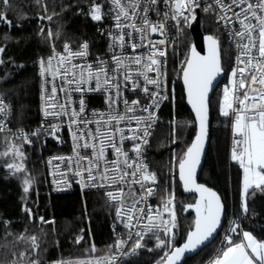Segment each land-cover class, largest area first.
I'll list each match as a JSON object with an SVG mask.
<instances>
[{
  "label": "trees",
  "instance_id": "16d2710c",
  "mask_svg": "<svg viewBox=\"0 0 264 264\" xmlns=\"http://www.w3.org/2000/svg\"><path fill=\"white\" fill-rule=\"evenodd\" d=\"M92 2L8 0L9 6L6 7L0 0V12H4L10 21H0V48L4 49L0 57V97L12 107V125L30 127L38 122L35 69L38 57L58 51L64 43L75 48L82 41L89 43L92 54L103 50L104 30L113 13L105 15L101 21H93L89 12ZM95 2L105 5L102 12H109L111 7L107 0ZM199 14L203 33L219 41L223 71L221 83L210 98L209 146L199 183L218 193L226 216L233 214L235 231L230 234L232 243H237L243 232L253 233L264 240V191L253 189L249 193L248 211L242 214L241 170L228 164L230 121L219 111V88L231 72L232 48L224 33L214 25L212 16L202 8ZM37 16L48 21L39 26ZM186 23L183 21L171 29L169 73L177 75L178 80L174 85V96H170L163 107L159 124L146 149L151 169L157 177L155 204L160 210L161 200L174 194L179 216L183 206L194 201L193 196L182 194L177 180L178 161L195 134L194 120L185 106L179 80L191 44ZM16 143L0 136V154ZM19 145L23 152L20 159L23 171L8 168L13 159L11 155H0V264H31L34 260L39 264H51L58 260L110 253L114 247L112 206L103 195L77 191L65 195L51 194L44 164L50 146L43 145L39 137ZM25 179L30 181L27 192L24 191ZM189 216L193 219L192 215ZM192 224V220L181 223L174 230L172 243L175 246L184 241ZM161 232L145 236L140 240L142 246L119 264H161L165 252L171 251L169 247L157 246V236ZM32 237L36 238L38 245L35 250ZM77 238H82L79 243ZM169 239L170 236L163 238L166 242ZM217 239L193 258L185 260L184 264H205L216 248ZM93 245L95 251H92ZM227 247L228 243L222 251ZM101 251L105 252L99 253Z\"/></svg>",
  "mask_w": 264,
  "mask_h": 264
},
{
  "label": "snow or ice",
  "instance_id": "6c2138e0",
  "mask_svg": "<svg viewBox=\"0 0 264 264\" xmlns=\"http://www.w3.org/2000/svg\"><path fill=\"white\" fill-rule=\"evenodd\" d=\"M161 0H128L127 3L124 0H107V4L111 5L109 12H102V8L105 7L103 4L96 3L93 0L90 6V15L93 21H101L105 15L114 13L115 28L118 30L119 35L112 36L113 42H118L120 49H123L125 44L133 39V34H139L140 43L135 42L128 43V46L133 50L131 56H113L112 59L116 63V67L109 69L105 61H98V66L93 65H78L72 63L73 58L85 57L87 55L88 44L85 42L81 45V50L78 52H72L70 46L65 44V52L67 55L54 53L53 57H50L46 62L41 60V74L50 72L53 81L59 74L64 83L68 85L75 84L74 91L84 92L87 90H99L102 85H106L109 88L115 89V94L108 96L107 102L110 109L109 113L99 114V119L95 121L97 128L95 132L91 130H81L73 126L83 124L87 126L93 123L91 120L84 119L85 105L84 100L81 98L79 101V109L77 110L71 105V95L66 88H60V91L66 94V103L61 104L56 99L57 97V86L52 83L51 95L48 97L50 101L48 107L52 110L49 112L45 110V115H53L58 119L63 116L69 118V130L72 133L74 141V151H76L79 161H88V166L83 171L77 172L76 175L83 176V172H87V178L89 180H95L93 171L100 170V161H106V148H111L116 154V159L111 162V167L105 164L103 171L100 173L101 176L110 180L112 183L116 182H129L126 178L131 177V183H140L143 188L144 185L141 181H152L155 182L156 176L154 173L149 174L147 172V165L136 163L129 154L128 151L124 150V142L130 140L133 142L132 148L129 150L135 153L136 157L139 158L142 153V145L148 143L147 137L150 135V128L155 123V114L150 111L151 107L157 105V97L160 96L159 89L161 88V77L164 75L161 71V61L158 57L166 56V52L161 50L156 45L164 44V40L158 42L152 41L148 38L149 34L159 33L163 35L165 29V23L158 22L153 23L149 19V12L155 10L157 15H160L159 8L157 7ZM6 7L9 6L8 0H3ZM163 3L168 7V11L163 13V19H172L177 22L179 26L180 21H190L196 19V9L200 7V0H163ZM216 3L220 5L221 10L225 13L231 11V5L225 6L222 0H216ZM232 4L237 7L241 5H247L246 8H242L243 20L241 24L244 31L237 32L236 35L244 38L247 35L249 41L248 44H243V55L247 58L246 60H239L240 63L245 64V68H239L238 71L241 77L245 76L247 67H250L253 71L248 72V80L241 78L237 83L233 80L232 93H236V89H247L251 87L253 92H259L258 96H249L248 91L244 92L243 98L241 99L236 93L232 95L229 89L224 90L223 107L221 109L222 114L228 116L230 113L228 109H231L235 119L233 122V132L237 139L234 140V147L231 154V159L239 163L243 169L244 180H243V193L245 197L249 195L250 189H259L264 191V90L257 89L255 85H260L264 89V15H258L257 11L254 10V6L249 0H232ZM261 12H264V0H259L256 5ZM211 8L208 5L203 8V11L207 12ZM141 11L143 15H140ZM248 13H251L252 19L257 21V24H251ZM237 18L240 17L241 13H233ZM225 19L224 16L220 17ZM50 19V17H49ZM137 20H140V24H137ZM0 21L8 22L7 16L4 12H0ZM131 29L126 32L125 29ZM257 36H253V32H257ZM127 37V40H126ZM148 42L145 43L144 41ZM208 40V55H199L195 48L192 49L191 58L185 61V66L182 67L183 80L187 89L188 100L192 107L195 109L196 117L199 121V132L196 135L191 146L187 148L184 153V157L178 161L179 178L183 182L186 190H195L200 193V199L195 205H188L189 208H195L196 219L194 230L187 234L186 242L176 247L172 241L174 240L173 229L176 227L175 223V212H174V194L165 201L163 204L164 212L168 213L170 220L163 218V214L157 211V215L154 217L151 213L153 209L148 208L147 215L144 214V210H139V215H132L134 212L135 205L132 209H129L127 215L128 224L126 227H138L142 218L146 219L148 223L143 225L146 230L144 232L147 235L149 232L163 231L166 236H170V239L166 242L165 240L158 239V247H169L170 252H165L164 257L161 258L163 264H177L180 258L188 251H192L197 248L198 245L202 244L207 240L220 223V218L223 212V205L220 201L219 196L204 187L203 185L196 184L195 173L196 166L199 163L201 153L204 148L205 139L207 137V97L211 87L213 79L222 71L221 68V53L219 41L212 36L207 37ZM147 48L149 53L142 55L136 53L137 48ZM256 53L253 54V50ZM4 49L0 48V52ZM56 60L58 67L53 68L52 61ZM2 62V61H0ZM137 66V71L131 70L132 65ZM142 69V70H139ZM109 71L114 73H121L124 80V88L127 89L129 84L132 86V90L140 87L135 77L142 76L146 84L153 85L157 91L151 92L150 96L152 99V105L143 107L141 110L147 113L146 116L128 115V113H135L136 106L139 105L138 100H133L131 104L126 99H122L121 86L117 79L109 75ZM155 73V78L149 77L148 73ZM259 72V76L255 74ZM237 75L236 71L232 72V76L235 78ZM95 80L96 89H85L84 85H90ZM145 93H149L147 86L143 88ZM230 96L232 98H230ZM167 98V97H164ZM123 102L126 108L125 114H120L116 111L113 106H118L120 102ZM233 101L238 103L239 107H233ZM6 106L0 101V112L4 111ZM127 122L129 125L135 122V127L129 126L127 129L121 128L122 122ZM3 126H0V131H3ZM60 130L59 125H51L50 133L55 134ZM129 135H125V132ZM36 135V133H33ZM118 137V141H117ZM25 142L28 140L27 134H24ZM15 145H12L9 150L3 154L7 156ZM91 149L92 156H80L79 149ZM15 154L21 159L23 153L16 148ZM122 158V159H121ZM64 159V158H60ZM8 168L15 169V171H23V165L9 164ZM131 171H128V170ZM139 173V176H138ZM24 191L29 190L30 181L25 179ZM147 195L153 194L151 187L146 189ZM254 194V193H253ZM112 200H120L123 203L121 197L123 191L121 190L118 195H113L111 192L108 193ZM143 199V197H142ZM140 201H136L139 204ZM169 205H173L170 208ZM244 211H248L247 202L245 200L243 204ZM117 215H120L118 210ZM135 219L136 224H132L131 221ZM238 227V225H237ZM235 231V228L232 229ZM136 236L143 239L141 232H136ZM23 237H21L22 239ZM131 233H129V239H131ZM34 245V250L38 248L35 241L36 238H31ZM80 239L77 238V243ZM140 240H137L133 245V253L136 248L141 247ZM126 241L117 240L116 247L120 248ZM92 251H95L93 245ZM111 258L108 260V264H112ZM31 264H39L38 260H34ZM56 264H65V262L57 261ZM99 264V262H98ZM213 264H264V241L257 240L250 232L243 233V241L240 243H232L231 238H228V247L222 251V253L215 259Z\"/></svg>",
  "mask_w": 264,
  "mask_h": 264
},
{
  "label": "built area",
  "instance_id": "2783aa9c",
  "mask_svg": "<svg viewBox=\"0 0 264 264\" xmlns=\"http://www.w3.org/2000/svg\"><path fill=\"white\" fill-rule=\"evenodd\" d=\"M125 3L128 2V0H124ZM223 4L225 6L231 5V11H227L226 13L221 10L220 5L216 3V0H200V7L196 9V12L200 9L211 5V8L209 11H207L213 18L214 25L219 28L226 38L228 39L233 53V59H232V66H231V83L229 84L231 87V92L234 87L233 80L235 79L238 83L241 78L246 79V82L248 80L247 73L253 71L250 67H247V71L245 73L244 77H241L238 69L239 68H245L246 65L239 62V60L247 58L243 55V44H248L249 41L247 39V35H245L244 38H241L240 36H237V32L244 31L243 26L241 24V20H243V13L241 11L242 8H246L247 5H241L240 7H237L235 4H232V0H222ZM250 3L253 4L254 10L257 11L258 15H264V12H261V10L256 7V5L259 3V0H249ZM141 3L143 5V0H141ZM111 7V5H110ZM160 11V15H157V12L155 10L149 12V19L153 23L163 22L165 23V29L163 35L159 33L155 34H149L148 38L152 41H160L164 40V44L157 43V47L161 50H164L166 52V56L164 57H158L161 61V71L164 73V75L161 77V88L160 96L157 97V105L151 107L150 111H152L155 114V123L152 124L150 128V135L147 137L148 143L146 145H142V153L139 158L136 157L135 153L129 151L132 148L133 142L130 140H126L124 142V150L128 151L129 156L136 161V163L147 165V172L149 174L154 173V171L151 169V165L149 163L148 157H147V147L149 145V142L153 136V133L155 129L157 128L159 121H160V114L163 109V107L167 104V102L170 99V90H171V83L169 79V43L171 38V29L177 25V22L172 19H167L166 21L163 19V13L168 11V7L163 3V0L158 4L157 6ZM233 13H241L240 17L237 18ZM140 15H143V12L141 11ZM114 13L112 17L110 18V21L108 25L105 27L103 38H104V46L103 50L98 54H92L90 50L89 43L87 41H82L76 46L75 48L72 47L68 43H64L60 49L54 53L64 54L67 55L65 52V44L70 46V50L72 52H78L81 50V45H83L85 42L88 44L87 49V55L85 57H77L72 59V63L78 64V65H93V67L98 66V61L102 60L105 61L107 64V67L109 69H113L116 67L115 61L112 59L113 56H131L133 55V50L131 47L128 46V43L135 42L137 44L140 43V37L139 34L134 33L133 39L125 44L123 49H120L118 46V42L114 43L112 36L109 35V33H112L113 35H119L118 30L115 28V20L113 18ZM224 16L225 19H221L220 17ZM249 20L248 23L251 24H257V21L252 19L251 13H248ZM184 20H181L183 22ZM137 24H140V20H137ZM126 32L131 31V29H125ZM252 35L255 37L258 35L257 32H253ZM127 40V37H126ZM145 43L148 41L145 40ZM149 49L147 48H137L136 53L147 55L149 53ZM54 53L38 57L35 61V69H36V75H37V105H38V122L30 127H17L12 125V107L9 102L4 100L0 97V101L3 102V105L6 106L4 108L3 112H0V126H3V131H0V136H7L14 142L20 143V144H27L29 142H25L24 140V134H27L28 140L30 141L34 137L41 138L42 144L47 146L49 145V152L45 156L44 164L46 168V174H47V183H48V189L51 194L54 195H65L72 193L74 191L77 192H86V193H100L103 195V197L106 199V201L112 206V218H113V226H112V234L114 237V247L112 251L108 254H101V255H93V256H87L81 259H64V260H58L61 262H65V264H108V260L111 258H115L112 260V264H119L125 257L133 255V248L132 245L137 241L140 240L139 237L136 236V232H141V235L143 238L147 235H151L154 233H159L161 231L154 230L153 232H149L147 235L144 234L146 231L143 228V225L148 223V221L144 218L140 221V226L138 227H126V224H128L127 215L129 214V209H132L133 205H135V211L132 212V215H139V210L143 209L144 214L147 215L148 208L151 207L153 209V212L151 213L154 217L157 215V211L159 209L157 208L155 204V200L157 197V177L155 182L152 181H141L143 183L144 187H141L140 183H131V177L126 178L129 182H116L112 183L110 180H106L101 176V172L103 171V168L105 167V164L107 163L108 167H111V162L116 159V154L113 152L111 148H106V161L101 160L100 161V170L93 171V175L95 176V180H89L87 178V172H83V176L76 175L77 172L83 171L84 168L88 166V161H79V158L77 157L76 151H74V141L72 137V133L69 130V118L67 116L60 117L59 119L51 114L45 115V110L47 109L49 112L52 110L48 107L50 101L48 100V97L51 95V87L52 83H55L57 86V97L56 99L59 101V103L64 104L66 103V94L65 92L60 91V88H66L68 92L71 95V105L70 107H74L77 110L79 109V101L81 98L84 100L85 105V113H84V119L91 120L93 123L88 124L87 126L80 124L78 126H73V129L75 130L76 127H79V129L87 131L91 130L92 132L96 131L97 124L95 123L96 120L99 119V114L109 113L112 109H110L109 104L107 102L108 96L111 94H115L114 88H109L106 85H102L99 90H87L84 92H77L74 91V88L76 87L75 84L68 85L64 83L62 77L58 74L56 79L53 81L52 75L50 72H45L44 75L41 74V60H44L45 62L50 58L54 56ZM253 54L256 53V50H253ZM53 68H57V62L55 59L52 61ZM131 70L133 72H136L137 66L132 65ZM142 70V69H139ZM236 71L237 75L234 78L232 76V72ZM257 76H259V72H255ZM109 75L113 76L115 79L118 80L121 86V95L122 99H126L129 104L133 100H138L139 105L136 106V112L135 113H128V115H136V116H146L147 113L143 112L141 109L143 107H147L149 105H152V99L150 96L151 92L157 91V89L153 85L146 84L145 80L142 76L135 77V79L138 81L140 87L136 88L135 91L132 90L131 84H129L128 88H124V80L123 75L121 73H114L112 71H109ZM149 77L155 78V73H148ZM147 86L149 89V93H145L143 91V88ZM85 89H96V82L93 80L90 85H84ZM257 89H261L260 85H255ZM248 91L249 96H258L259 92H253L251 87L247 89H236V93H238L239 97L242 99L244 92ZM236 93H232V95H235ZM167 97V98H164ZM230 98H232L230 96ZM116 108V111L120 114H125L126 108L124 103L121 101L118 106H113ZM233 107L238 108L239 105L235 101H233ZM229 131H230V139H229V149H228V164L231 166H236L238 169H240V166L236 163V161H233L231 159L232 150L234 147V140L237 139L236 136L233 135V122L235 119L234 114H232L231 109L229 111ZM51 125H59L60 130L57 131L54 135L50 133V126ZM129 126L135 127V122L133 121L131 125H129L126 121L122 122L120 124L121 128L127 129ZM33 133H36V135H33ZM125 135H129V133L126 131ZM118 141V137H117ZM80 156H92V150L91 149H79ZM64 159H60V158ZM122 159V158H121ZM128 171H131L130 169ZM155 174V173H154ZM139 176V173H138ZM156 176V175H155ZM151 187L153 189L152 195H147L146 189ZM123 191V196L121 197L123 203L121 204L120 200H112L108 193L111 192L113 195H118L120 191ZM143 197V199H142ZM136 201H140L139 204H136ZM118 210L120 211V215H117ZM235 222V218L232 213H229L228 216L225 215L224 223L222 226V229L220 233L217 235V244L216 248L211 255V257L208 259V261L205 264H209L211 262H214L215 259L222 253L223 246L228 243V238L230 237V234L233 229V224ZM132 224H136V220L133 219L131 221ZM129 233H131V239H129ZM123 240L126 241L122 247L117 248L116 243L117 240ZM57 261L52 262L51 264H56Z\"/></svg>",
  "mask_w": 264,
  "mask_h": 264
},
{
  "label": "water",
  "instance_id": "95a60500",
  "mask_svg": "<svg viewBox=\"0 0 264 264\" xmlns=\"http://www.w3.org/2000/svg\"><path fill=\"white\" fill-rule=\"evenodd\" d=\"M39 24H40V21H39ZM187 30H188V32L190 34V38H191V44H190V47H189L187 59L191 58V54H192V49L193 48H195L196 52L199 55H201V56L208 55V43L209 42L207 40V37L210 36V35H207V34L203 33V31L201 29L199 11L196 12V19L195 20L187 21ZM222 77H223V71H221L219 74H217L216 77L213 79L211 87H210L209 92H208V97H207L208 112H207V122H206L207 123V137L205 139L204 148H203V151L201 153L199 163L196 166V173H195L196 184L203 185L204 187H206V188L210 189L211 191L215 192L217 195H218V193L215 190H213L212 188H210V187H208V186H206L204 184L199 183V177H200L201 171L203 169L204 160H205V157H206V154H207V150H208V146H209V132H210L209 103H210V98H211L213 92L220 85ZM180 86L182 88L185 106L190 111V113H191V115L193 117V120H194V125H195V134H194V136H193V138H192V140H191V142H190V144L188 146V147H190L192 142L194 141L196 135L199 132V121H198V119L196 117L195 109L192 107L191 103L188 100L187 89H186V86L184 84L183 72L182 71H181V74H180ZM187 148H186L185 152L187 151ZM183 157H184V154H183ZM177 180H178V183L180 185V189H181L182 194L184 196H193L194 197V201L192 203L185 204L183 206V211H182V216L183 217H186L188 215H192L193 216V224H192L191 229L187 232V234H188L190 231L194 230L195 219H196L195 208L194 207L193 208H189L188 205H195L196 202L200 199V193L196 192L195 190H186L184 188L183 182L179 178L178 165H177ZM219 198H220V196H219ZM220 201H221V198H220ZM221 203H222V201H221ZM222 205H223V203H222ZM224 219H225V209H224V206H223V212H222V215H221V218H220V223H219L218 227L216 228L215 232H213V234L207 240H205L202 244L198 245L196 249L186 252L180 258V260L177 262V264H184L185 260L193 258L200 251H202L204 248H206L209 245H211L214 242V240L217 238V235L220 233V231L222 229V226H223V223H224ZM187 234L185 236L184 241L181 244H179L178 246H176V247H180L186 242ZM161 264H163V262Z\"/></svg>",
  "mask_w": 264,
  "mask_h": 264
},
{
  "label": "rangeland",
  "instance_id": "374dc122",
  "mask_svg": "<svg viewBox=\"0 0 264 264\" xmlns=\"http://www.w3.org/2000/svg\"><path fill=\"white\" fill-rule=\"evenodd\" d=\"M37 19H38V25L40 26L41 25V23L42 22H46V20L48 21V19L47 18H44V17H42V16H37ZM39 21H40V24H39ZM187 24V23H186ZM178 77H177V75H170V73H169V79H170V85H171V90H170V94H171V97H173L174 96V85H175V83L177 82V79ZM180 80V79H179ZM231 83V74L230 73H228V75H227V79H226V82L223 84V85H221L220 86V88H219V91H220V105L221 106H224L223 105V100H224V90L227 88V89H229V91L231 92V87H230V84ZM4 138H6V140H10V141H12V142H14L13 140H11L9 137H7V136H3ZM8 138V139H7ZM15 143V142H14ZM20 143H16V144H12V145H15L16 147L15 148H13L12 149V151L7 155V156H12L13 157V159H12V162H11V164H15V165H21L20 164V157L19 156H17L16 154H15V151H16V148H18L21 152H22V150H21V147H20V145H19ZM12 145H9V148L12 146ZM9 148H8V150H9ZM7 150V151H8ZM23 153V152H22ZM183 157V156H182ZM180 186V185H179ZM169 198H164L163 200H161V204H160V212L163 214V218L164 219H166V220H170V216H169V214L168 213H165L164 212V208H163V204L165 203V201L166 200H168ZM176 201H178L177 199H174L173 200V205H174V212H175V217H176V219H175V223H176V227L172 230L173 231V233H174V230L175 229H177L178 227H180V225H181V223H187V222H190L191 220H192V223H193V219H191V217L188 215V216H186V217H183L182 216V212H181V216H179L178 215V213L176 212ZM173 205H169V207L170 208H173ZM183 211V210H182ZM28 215H29V217H31V212L30 211H28ZM179 217H181V218H183L184 219V221L183 222H181L180 221V218ZM39 221V223L41 222V219H39L38 220ZM159 237V239L160 238H162V240H163V238H165V237H168V236H166L165 234H164V232L162 231L160 234H159V236H157V238ZM103 252H105V251H101V252H99V253H103ZM94 255V254H93ZM93 255H91V256H93ZM88 256H90V255H88ZM86 257V256H85ZM80 259V258H79Z\"/></svg>",
  "mask_w": 264,
  "mask_h": 264
},
{
  "label": "crops",
  "instance_id": "0c3cea01",
  "mask_svg": "<svg viewBox=\"0 0 264 264\" xmlns=\"http://www.w3.org/2000/svg\"><path fill=\"white\" fill-rule=\"evenodd\" d=\"M222 107L223 106H219V111H220V114L222 115V116H224V117H228V116H225V115H223L222 114V111H221V109H222ZM228 111H230V109H228ZM233 135H234V132H233ZM235 136V135H234ZM238 165H239V163L238 162H236ZM240 166V165H239ZM240 170H241V184H240V203H241V211H242V214H244V213H246L245 211H244V208H243V204H244V202H245V200H246V202H247V197H245V195H244V193H243V180H244V173H243V169L240 167ZM253 189H250L249 190V193L252 191ZM244 233V232H243ZM243 233H241V235H240V240L237 242V243H240V242H242L243 241ZM254 237H256L257 238V240H260V241H264V240H261L260 238H258L256 235H254L253 233H251ZM209 264H213V262H211V263H209Z\"/></svg>",
  "mask_w": 264,
  "mask_h": 264
},
{
  "label": "flooded vegetation",
  "instance_id": "af4514ba",
  "mask_svg": "<svg viewBox=\"0 0 264 264\" xmlns=\"http://www.w3.org/2000/svg\"><path fill=\"white\" fill-rule=\"evenodd\" d=\"M1 54H2V52H0V57H1ZM21 68H23V65L22 66H20ZM12 70H10V72H11Z\"/></svg>",
  "mask_w": 264,
  "mask_h": 264
}]
</instances>
